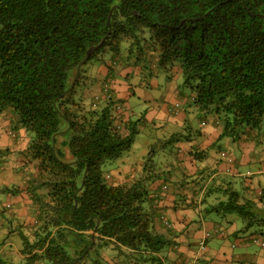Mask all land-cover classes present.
<instances>
[{
    "label": "trees",
    "instance_id": "obj_1",
    "mask_svg": "<svg viewBox=\"0 0 264 264\" xmlns=\"http://www.w3.org/2000/svg\"><path fill=\"white\" fill-rule=\"evenodd\" d=\"M103 52L111 63L123 53L150 70L171 65L191 88L195 111L221 121V136L264 127V0H0V112L10 110L14 129L27 135L25 164L34 172L25 189L38 207L13 239L24 264H176L169 249L189 246L203 219L177 227L161 198L167 183L177 196L172 211L199 205L204 218L235 216L241 230L260 228L249 239L264 248V192L245 196L234 180L214 184L212 171L196 179L175 166L178 143L191 139L187 128L167 133L174 143L165 140L162 153L152 147L133 176L109 181L103 163L128 149L143 123L124 117L107 85L102 96L84 95L86 67ZM104 247L116 253H100Z\"/></svg>",
    "mask_w": 264,
    "mask_h": 264
},
{
    "label": "crops",
    "instance_id": "obj_2",
    "mask_svg": "<svg viewBox=\"0 0 264 264\" xmlns=\"http://www.w3.org/2000/svg\"><path fill=\"white\" fill-rule=\"evenodd\" d=\"M132 64L136 65L133 62L130 63V61L126 62V60H123L122 62L117 61L116 72L122 75V77L126 78L127 84L123 85L121 83L115 82L113 83V88L111 90L113 97L119 98L120 100L124 101V103H122L123 106L120 110L124 113V117L127 118L130 116H136L135 112L132 111V108L128 102L131 97L136 98L135 94H137L136 92H132V90L130 91L131 87L129 86L128 81L129 72L133 71ZM102 65V70L101 72L96 73L92 86H85V89L83 91L84 95H99V91H97L98 87L103 93L105 92L104 87L107 84L106 81L108 82V79L102 78V72L107 74L108 78L110 79L109 81L112 80V74L106 69V66L104 64ZM135 68L136 71L134 72L141 74L140 67L136 66ZM108 89L110 88L108 87ZM171 95L172 94L167 95V100H170L169 97H171ZM146 99L147 101L149 100L148 97H146ZM172 103L174 105L166 104L167 106L165 105V103H160L161 106L159 105V112L156 111L155 114L156 116L160 115V118L162 117L167 119L166 123L164 124L168 130V133H173L177 130L181 131L184 128H187L190 131L191 139L186 142L180 141L178 143L180 145V148H177L176 156H174V160L177 161V163H175L176 167L182 168L183 172L192 175V178L195 176L196 179L198 178V174L202 170L212 171L210 181L214 180V184H219L220 180L222 179L234 180L238 182L239 189L245 188V190H243L245 196L256 197L259 195V193L264 192V127L262 129H259L260 134L257 133V129L249 130L250 137L246 138L245 133H243V136H239L237 139H232L233 137L230 138L229 135L222 136V138L226 137L225 142L232 151L231 154L225 157L223 154L225 151L224 149H219L222 151L213 149L216 145L215 142L219 138H221L223 128L220 122L218 123L214 121L213 116H211L212 123L207 125L206 128H202L201 130H199L196 128L199 126V122L196 118L194 126V119L192 120L187 116V111H179V109L175 108L180 104L179 100H175ZM173 106L174 109L172 110ZM153 117L154 116H152V118ZM206 119L207 118H204L202 121L204 122ZM253 131H255V134L251 133ZM19 132L21 133L18 134L16 131L10 128V130L6 134V136H8V139L6 140L7 142H4V144L8 149L11 148L13 152H19L20 154L16 155L15 160H22V167L28 166L29 171H31L33 170V166L30 164H24V151L28 142L27 135L24 130H21ZM12 151L11 153L12 155H14ZM190 151H201L203 154L200 156V159H197ZM213 151H216L215 155ZM142 163L143 162H140L136 166V168L130 169L129 172L124 171V169L120 167L116 168L115 177H109L108 179L112 183L123 182L126 177L133 176L137 169L141 168L140 166L142 165ZM29 171L20 170L18 171L19 175L16 172L15 176H12L9 179V181L12 182L13 180L17 179L21 184L20 188L22 190L15 195V200L16 202H18L19 208H17L15 212L11 214L12 219L10 220V222L15 221L16 214L25 216L27 215V223H33L36 220L35 216L38 213V209H36V204L25 189L27 179L31 175H27V172ZM197 182L195 181V185H199ZM242 183L244 185H242ZM208 184H206L204 187H208ZM166 185L169 189V192H163L161 198L164 200L165 210L169 214L168 216L170 217V219L177 221V227H181L180 221L182 220L183 222L185 221L188 223L195 217H201L203 219L200 229L197 228L196 232L194 230L189 232L190 244L193 245L189 244L188 246L187 243H184L182 245L173 247L172 250L169 249L168 255L170 257V260L173 259L176 264H192L198 258L203 259L204 257H208L211 260H216L222 264H264V248L259 247L258 244L253 243L249 239V236H251L253 233H261L259 231L260 228L241 230L242 225L235 216L225 218L217 213H210L207 214V218H204V216H206L205 213L207 212L201 211L202 206L199 205L196 206L195 209L189 207L186 210L177 209L176 211H172L170 207L177 201V196L173 195L172 186L168 183ZM196 198L199 200L201 199L200 197ZM7 204L9 203H6V205ZM259 205L260 207L264 206L262 203ZM9 207H11V204H9ZM31 215H34V217L29 222ZM3 218L8 220L4 215L2 219ZM223 221L227 222L229 225L225 226L222 223ZM3 223L6 224V222ZM217 230H219L217 236L210 238L205 250H201L197 245L199 240L203 238L206 233ZM12 241L13 242H11L10 247L5 246L4 249L2 248V251L0 249V252L7 251L11 255H17L15 257L17 259L10 264H23L25 256L20 252L21 245L18 240ZM3 244H5V242ZM197 246L198 249L196 248ZM1 263L2 262L0 261V264Z\"/></svg>",
    "mask_w": 264,
    "mask_h": 264
},
{
    "label": "rangeland",
    "instance_id": "obj_3",
    "mask_svg": "<svg viewBox=\"0 0 264 264\" xmlns=\"http://www.w3.org/2000/svg\"><path fill=\"white\" fill-rule=\"evenodd\" d=\"M101 59L95 58L92 62L88 63V67H86V73L90 74V82L87 84L88 87L92 86L94 83L95 75L98 72H101L102 70V64L106 66V69L110 71L112 74V80L108 78L107 74L102 72V78H107L108 82L106 81V85L112 90L113 83H121L123 85L127 84L126 78L122 77V75L118 74L116 72V63H111V57L109 52H103L101 54ZM117 59H120L118 62H122L123 60L127 59L125 58L124 54H118ZM115 57V58H116ZM103 58V59H102ZM100 60V61H98ZM132 60V59H131ZM130 63H134V61H131ZM104 61V62H103ZM145 64V63H144ZM143 63H139V65L132 64L133 68L131 72H129V86L130 91L136 92L135 97H131L128 102L129 105L132 108V111L135 112L136 116L134 119L138 121H142L143 127L139 129V131L135 134L134 140L131 143L130 147L123 151L118 157L106 160V162L103 163V170L108 177H115V170L116 168H122L124 171L129 172L130 169L136 168V166L140 162H145L146 157L150 151V149L157 148L160 153H162L163 150L162 143L166 141H170L169 136L167 135L168 130L164 123H166V118H160L159 116H156L155 112H159V105L160 103H165V105H174L172 102L175 100H179L180 104L175 107L179 109V111H187V116L190 119H194L193 125L195 126V118L199 122V126L196 127L197 129L201 130L202 128H206L207 125L212 123L211 116L210 115H204L203 113L199 111H195L194 106L191 104V95L192 90L191 88L185 86L183 83V77L180 73H176L171 65L166 66L164 69H155L152 68L149 69L152 65L148 62L146 66H144ZM111 66V67H109ZM141 67L140 69L141 74H138L135 67ZM92 73V74H91ZM104 74V75H103ZM143 74V75H142ZM107 76V77H106ZM105 85V84H103ZM78 88V86H77ZM80 89V88H79ZM102 89V88H101ZM97 91H99V96H102V91L100 88H97ZM172 94L169 99L167 100V95ZM148 97V101L146 99ZM117 102L124 103L123 100H120L119 98H116ZM101 100L103 98L101 97ZM166 105V106H167ZM174 109V106L172 110ZM167 115V114H165ZM152 116H154L152 118ZM164 116V114H163ZM207 116V117H206ZM14 117L13 113L10 110H5V112H0V150H3L4 152L0 155V188H8L11 191H5L4 193H0V206L5 205L6 203L11 204V207H8L7 210L1 215L7 217L8 220L0 218V249L1 251L4 249L5 246H9L12 240L17 238V232L16 229L19 227V222L22 223L23 227L22 229H26V225L28 224L26 222V216L21 214L15 215V221L10 222L11 214L15 212L17 208H19L18 202L15 200V195L18 193V191H12V189L19 188L18 190L22 191L20 186V182L15 179L12 181H9V179L12 176H15V173L20 170L29 171L28 166L22 167L23 163L22 160H15L16 155H19V152H13L12 149H8L5 147L4 142H7L8 139L6 136L7 132L11 129L16 131L18 134L19 132L17 129H14L12 118ZM204 118H207L204 122L202 121ZM220 121V119H219ZM145 122V125H144ZM220 124L222 125L221 121ZM220 125V126H221ZM223 127V126H222ZM175 128V127H174ZM178 131V130H177ZM176 131V132H177ZM11 132V131H10ZM165 134H163V133ZM180 132H186L185 128L182 129ZM243 133L246 134V137H250V131L247 128H240L237 134L234 136H230L232 139H237L239 136H243ZM252 134H255V131L251 132ZM257 133L260 134L259 129H257ZM195 134V132H194ZM244 138V137H243ZM226 137L221 136L215 143L214 150L224 149V156L227 157V155L231 154V150L229 146L225 142ZM174 143V141H170ZM169 147L167 146V149ZM14 155H12L11 151ZM166 150V149H165ZM222 151V150H219ZM214 155L216 154V151H213ZM25 164V162H24ZM33 166V164H32ZM28 167V168H27ZM34 167V166H33ZM34 170H31L27 172L28 174L33 175ZM19 175V173H18ZM30 175V176H31ZM30 179L28 177L27 181ZM110 181V180H109ZM18 182V183H16ZM36 209H38L37 205H35ZM1 211V210H0ZM28 214V212H27ZM34 215H31L29 222L33 219ZM3 222H6L4 224ZM225 226L229 225L227 222H222ZM250 235V234H249ZM246 236V235H245ZM241 236V237H245ZM258 238L259 235H256ZM239 241V240H238ZM5 242V244H3ZM253 243L258 244L256 241ZM3 248V249H2ZM116 253V250L112 248H101L100 253ZM115 255V254H109ZM17 255L13 254L11 255L9 252H0V261L1 264H10L14 262L17 258H15ZM112 257V256H111ZM25 263V261H24ZM23 263V264H24ZM134 264V263H129Z\"/></svg>",
    "mask_w": 264,
    "mask_h": 264
},
{
    "label": "water",
    "instance_id": "obj_4",
    "mask_svg": "<svg viewBox=\"0 0 264 264\" xmlns=\"http://www.w3.org/2000/svg\"><path fill=\"white\" fill-rule=\"evenodd\" d=\"M105 38H106V37H105ZM105 38H104V39H103L98 45L93 46V47H90V48L87 50L86 56H85L84 59L81 61V63L78 65L77 73H76V75H75V77H74V79H73V82H72L71 87H70L67 91H65V93H63V95L66 94L68 91H70V90L73 88L74 83H75V81H76V79H77V77H78V73H79L80 67H81V66L87 61V59L92 55V53H94L98 48L101 47V45L103 44V41L105 40ZM63 95H62V96H63ZM93 240H94V237H93Z\"/></svg>",
    "mask_w": 264,
    "mask_h": 264
},
{
    "label": "built area",
    "instance_id": "obj_5",
    "mask_svg": "<svg viewBox=\"0 0 264 264\" xmlns=\"http://www.w3.org/2000/svg\"><path fill=\"white\" fill-rule=\"evenodd\" d=\"M254 241H256L257 243H258V242L260 243V241H259V240H257V239H255ZM262 246H264V243H262Z\"/></svg>",
    "mask_w": 264,
    "mask_h": 264
}]
</instances>
